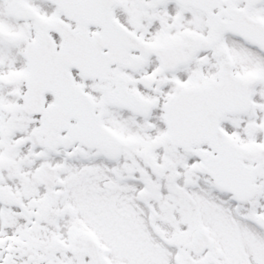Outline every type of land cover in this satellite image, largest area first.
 <instances>
[{
	"label": "snow or ice",
	"instance_id": "6c2138e0",
	"mask_svg": "<svg viewBox=\"0 0 264 264\" xmlns=\"http://www.w3.org/2000/svg\"><path fill=\"white\" fill-rule=\"evenodd\" d=\"M0 264H264V0H0Z\"/></svg>",
	"mask_w": 264,
	"mask_h": 264
}]
</instances>
